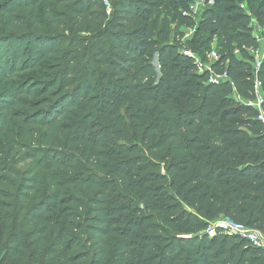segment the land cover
Listing matches in <instances>:
<instances>
[{
    "label": "trees",
    "instance_id": "16d2710c",
    "mask_svg": "<svg viewBox=\"0 0 264 264\" xmlns=\"http://www.w3.org/2000/svg\"><path fill=\"white\" fill-rule=\"evenodd\" d=\"M194 1L0 0V264H264V0Z\"/></svg>",
    "mask_w": 264,
    "mask_h": 264
},
{
    "label": "built area",
    "instance_id": "2783aa9c",
    "mask_svg": "<svg viewBox=\"0 0 264 264\" xmlns=\"http://www.w3.org/2000/svg\"><path fill=\"white\" fill-rule=\"evenodd\" d=\"M106 1V0H105ZM212 0H209L207 3L204 0H195L194 3L190 6L191 12H194L198 10L201 6H205L206 4H211ZM264 28V23H263ZM258 49L253 51L250 50V53L258 54ZM186 54L191 55L195 62L197 63L200 70L203 68H207L209 71V82H218L221 80L227 79L226 73H215L211 69L210 63L218 58L217 53L215 49H212L211 52L208 54V62L204 64L203 62L197 60L196 56L189 52L185 51ZM259 56V55H258ZM264 59L263 57H257L255 59L254 67H258L260 61ZM262 87L261 81L258 79H255V96L253 99L247 101L249 105L254 106L258 112H259V119L264 124V113L261 109V103L264 98L263 95L260 93V89ZM217 230H219L221 233H234L238 234L239 236L246 238L252 245L260 247L264 251V232L259 231L258 229L249 227L243 223L237 222L232 220L231 218L225 216L215 219L214 221H211L209 224V227L207 228V233L210 235H213Z\"/></svg>",
    "mask_w": 264,
    "mask_h": 264
},
{
    "label": "rangeland",
    "instance_id": "374dc122",
    "mask_svg": "<svg viewBox=\"0 0 264 264\" xmlns=\"http://www.w3.org/2000/svg\"><path fill=\"white\" fill-rule=\"evenodd\" d=\"M204 6H201L198 10L194 12H190L189 15H191V21L198 22L200 11ZM251 25L253 27V35L257 39L258 42V54L252 53L254 56V62L257 57H263L264 56V28L263 24L259 21H257L255 18L251 19ZM175 24H170V37L173 35L176 37V39L180 40V43L183 46V49H186L187 51H191L195 54L197 60L202 61L204 64L207 63L208 54L211 52L212 49L218 48L216 37L210 38L208 34L204 33H197L195 28L191 25L187 24H180L175 28ZM202 42H207L206 47H201ZM194 51V52H193ZM206 52L207 56H206ZM259 55V56H258ZM155 56V55H154ZM154 58V57H153ZM203 59V60H202ZM31 72H24L20 74L21 77L25 75H29ZM261 95L264 96V91L260 89Z\"/></svg>",
    "mask_w": 264,
    "mask_h": 264
},
{
    "label": "water",
    "instance_id": "95a60500",
    "mask_svg": "<svg viewBox=\"0 0 264 264\" xmlns=\"http://www.w3.org/2000/svg\"><path fill=\"white\" fill-rule=\"evenodd\" d=\"M152 62H153V65L156 67L157 71H159L158 55L157 54H155Z\"/></svg>",
    "mask_w": 264,
    "mask_h": 264
}]
</instances>
